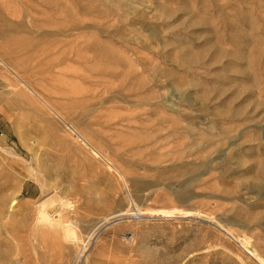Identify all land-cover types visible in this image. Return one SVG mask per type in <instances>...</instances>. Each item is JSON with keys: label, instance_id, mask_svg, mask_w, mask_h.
<instances>
[{"label": "rangeland", "instance_id": "374dc122", "mask_svg": "<svg viewBox=\"0 0 264 264\" xmlns=\"http://www.w3.org/2000/svg\"><path fill=\"white\" fill-rule=\"evenodd\" d=\"M0 264H264V0H0Z\"/></svg>", "mask_w": 264, "mask_h": 264}, {"label": "bare ground", "instance_id": "6f19581e", "mask_svg": "<svg viewBox=\"0 0 264 264\" xmlns=\"http://www.w3.org/2000/svg\"><path fill=\"white\" fill-rule=\"evenodd\" d=\"M53 201H54V200H52V202H53ZM48 203L50 204V202H48ZM43 204H44V203H43ZM43 204H42V206H43ZM49 204H48V205H49ZM46 205H47V204H46ZM46 205L44 206V209L47 208ZM50 205H51V206H50ZM50 205H49V206L51 207L50 209H52V208L55 206V205H52V203H51ZM59 205H60V204H58V206H59ZM42 206H41V207H42ZM59 207H60V206H59ZM61 207L63 208V206H61ZM42 208H43V207H42ZM44 209H43V210H44ZM50 209H49V210H50ZM55 209L57 210V206H55ZM55 209L53 208V210H55ZM58 209H60V208H58ZM45 211H46V210H45ZM47 211H48V209H47ZM59 211L61 212V210H58L57 212H59ZM43 213H45V212H43ZM50 213H53V212L51 211ZM55 213H56V212H55ZM56 214H57V213H56ZM59 214H60V213H59ZM59 214H58L57 216H59ZM44 215H45V214H44ZM41 216H43V215H41ZM41 216H40V218H41ZM50 216H51V215H49V212L45 215V217H50ZM54 216H56V215L54 214ZM54 216H53V217H54ZM53 217H51V219H52ZM43 219H44V218H43ZM45 219H46V218H45ZM54 219H55V218H54ZM39 220H40V219H39ZM46 221H47V222H46ZM46 221L44 220V222L49 223V222H51L52 220H49V222H48V220L46 219ZM51 223H52V222H51ZM253 256H254V255H253ZM254 257H255V256H254ZM259 260H260V258H259ZM261 261H262V260H261Z\"/></svg>", "mask_w": 264, "mask_h": 264}]
</instances>
